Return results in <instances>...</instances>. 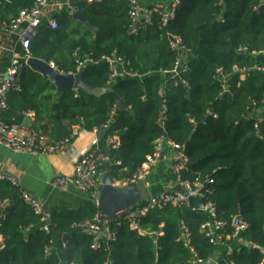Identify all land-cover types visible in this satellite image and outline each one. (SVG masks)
Returning a JSON list of instances; mask_svg holds the SVG:
<instances>
[{"label": "trees", "instance_id": "1", "mask_svg": "<svg viewBox=\"0 0 264 264\" xmlns=\"http://www.w3.org/2000/svg\"><path fill=\"white\" fill-rule=\"evenodd\" d=\"M35 1L0 0V19L8 22ZM221 1L183 0L166 27L153 16L136 35L130 34L127 5L118 2L89 6L84 0H69L74 14L82 16L94 34L65 10L54 15L56 30L46 21L41 24L29 57L53 64L64 75L77 74L78 64L87 61L83 82L106 93L96 98L66 90L59 96L49 81L23 65L19 91L7 95L8 108L0 112V120L21 124L25 114L34 113L33 127L50 142L66 139L75 127L88 133L107 128L98 150L108 158V166L101 165L99 171L109 173L112 181L132 177L154 155L156 142L166 137L183 149L187 145L182 181L213 184L208 186L210 194L191 199L189 207H167L148 215L141 223L142 235L116 221L109 227L114 240L102 238L94 251V237L73 227L91 221L98 212L95 205L54 211L53 228L46 235L18 191L0 181V264H189L191 255L180 241L185 233L201 264H264L260 251L246 247L225 259L200 231L207 216L196 210L211 203L227 224L240 218L248 225L246 241L264 248V122L257 136L253 117L260 110L264 118V73L256 70L264 69V7H259L261 0ZM170 36L178 37L188 51L189 71L180 76L189 89L174 87L163 75L174 69L177 58ZM16 51L23 55L20 48ZM252 52L263 55L252 57ZM113 57L124 64L126 74L140 78L122 77L108 87L111 72L102 58ZM218 69L226 76L227 94L215 78ZM113 137L118 146L111 149L107 139Z\"/></svg>", "mask_w": 264, "mask_h": 264}, {"label": "built area", "instance_id": "2", "mask_svg": "<svg viewBox=\"0 0 264 264\" xmlns=\"http://www.w3.org/2000/svg\"><path fill=\"white\" fill-rule=\"evenodd\" d=\"M182 1L183 0H170L167 6L153 3L147 15L144 16L136 0H84L89 6L101 5L108 2L125 3L127 5V15L131 23L130 34L133 35H136L139 29L150 25L151 17L153 16H157L161 26L166 27L169 22L174 20L176 11ZM221 4L222 1L220 2V5ZM259 7H264V0L260 1ZM62 10H66L71 16L74 15V8L67 1L36 0L30 9L20 11L17 16L13 17L8 22L0 19V35H6L13 39V47L9 49V52L11 53L10 64L4 71L0 72V112L6 111L8 108L7 95L11 91H19L20 87L18 79L20 70L23 65H26L27 60L30 58L29 47L37 37L38 29L41 24L46 21L48 28L51 31L56 30L58 24L54 15L62 12ZM218 21L221 23L224 22L222 16L218 18ZM171 38L174 40V42L170 41L171 51L177 54L176 63L171 72L163 75L173 81L174 87L181 85L184 88L189 89L188 83L180 76V73H187L189 71L185 59L188 55V51L184 48L178 37L170 36L169 40ZM17 48H20L23 55L17 53ZM237 52L240 54H246L247 51L246 49H239ZM260 55H263V52L250 53V56L252 57ZM102 60H105L108 63L111 72L108 87L112 86L113 83L122 77L140 78L134 74H126L122 69L124 64L120 60H117L116 62L113 59L102 58ZM86 64L87 61L85 63H79L77 73L83 70ZM50 65L55 69L53 64ZM256 70L264 73L263 68H258ZM233 71L235 73L239 72L237 68H234ZM215 78L221 83L223 94L229 93L226 84L227 79L222 70H216ZM165 112L166 108L165 106H162V113ZM253 117L255 119L254 128L256 130V135L259 136V126L264 122L262 111L256 110ZM24 118L30 120V128L23 127V125L17 123L15 119H11L9 122L0 120L1 148L15 154L29 155L32 157L59 155L68 149L79 133V130L74 128L66 139L58 142H50L42 131L33 127L36 121L34 113H27L24 115ZM164 145L169 146L175 152L171 167V175L173 177L171 190L157 196L146 197L141 205L127 210L117 220L119 224L127 225L131 231L137 232L141 235L144 234L141 228V223L151 213L167 207H189L191 199H203L206 194L211 193L208 186L213 184L212 180L205 181L204 183L195 182L193 184L182 181L181 173L187 164L184 149L167 141L166 138H161L156 142L154 155L147 157L146 161L132 177L112 181V184L117 188H126L131 186H141L146 183L152 176L153 170L162 160ZM117 146L118 142L115 138L107 139L108 148L112 149ZM105 163H108V158L102 154L98 148H94L78 159L74 165L72 176L58 178L54 181V185L61 191L73 188L87 195L90 202L98 209V201L102 188V177L104 175L99 171V167ZM0 181L7 183L11 188L18 191L19 199L22 203L28 207L35 216L40 218L42 224L41 231L44 234L49 235L53 228L51 216L44 213L40 202L21 188L20 180L17 177L6 172L4 169H0ZM196 210L207 216V221L201 226L200 231L205 234V237L211 246L218 250L221 249L219 251L223 253L225 259H229L234 253H239L243 247H246V245H248L250 249L260 251L264 256V248L249 243L244 238V234L248 230V225L243 220L234 217L230 224H227L219 218L216 207L211 203L201 204ZM3 220L4 216L0 214V221ZM110 225L111 223L109 220L98 210L91 221L74 226L73 228L78 229L85 234L92 235L94 237L92 249L97 251L102 238H106L108 241L114 240L115 235L110 231ZM227 227L230 228V231H227ZM93 233L99 234L100 237L94 236ZM180 241L189 250L191 255L192 260L189 264H201L190 248L189 235L185 233L180 238ZM62 245L64 247L66 244L63 243ZM49 252L50 250L47 249L45 255H49ZM205 264L217 263L208 261Z\"/></svg>", "mask_w": 264, "mask_h": 264}, {"label": "crops", "instance_id": "3", "mask_svg": "<svg viewBox=\"0 0 264 264\" xmlns=\"http://www.w3.org/2000/svg\"><path fill=\"white\" fill-rule=\"evenodd\" d=\"M63 1L69 3V0ZM136 1L143 15L146 16L153 3L167 6L170 0ZM12 40L11 37L0 35V72L4 71L10 64L11 53L9 49L13 47ZM23 122L21 123L22 125ZM77 129L79 130L77 138L72 141L64 153L59 155L32 157L15 154L0 147V169H4L17 177L20 180L21 188L39 201L44 213L50 216L54 211H77L92 204L87 195L73 188L61 191L54 185L56 179L72 176L74 165L78 159L90 150L98 148V144L101 141L96 138L95 134L97 131L88 133L80 128ZM70 130L72 131L73 128ZM113 138L118 142L117 137ZM174 153L169 146L164 145L162 160L149 178L154 180L153 184L148 179L146 183L141 185L147 194L146 197L157 196L171 190L173 185L171 167ZM6 207L7 204L2 205L3 210Z\"/></svg>", "mask_w": 264, "mask_h": 264}, {"label": "water", "instance_id": "4", "mask_svg": "<svg viewBox=\"0 0 264 264\" xmlns=\"http://www.w3.org/2000/svg\"><path fill=\"white\" fill-rule=\"evenodd\" d=\"M73 19L83 24L84 28L87 29L91 34L95 33V29L89 23L85 22L82 16L74 14ZM170 41L174 42L172 38ZM113 60L116 62L117 58L113 57ZM26 66H28L35 73L41 75L45 80L49 81L57 89V94L59 96L66 90H71L75 93L83 92L96 98L101 97L106 93L105 89L92 88L91 86L84 83L82 80L83 70L79 71L75 75H64L59 73L50 64L33 58H29L27 60ZM124 109V103L123 101H120L119 111ZM247 116V114L244 115V117ZM23 127H31L29 119L24 120ZM107 133V128L97 131L95 134L97 140L100 141L105 138ZM185 148H187V145ZM103 166L107 167L108 164L105 163ZM145 199L146 196L143 195L142 189L139 186L117 188L112 184V179L109 173H105L103 175L102 188L98 201V210L109 220L111 224L115 223L118 218L127 210L141 205ZM93 235L100 237V235L97 233H93ZM246 247L250 249L248 245H246Z\"/></svg>", "mask_w": 264, "mask_h": 264}, {"label": "rangeland", "instance_id": "5", "mask_svg": "<svg viewBox=\"0 0 264 264\" xmlns=\"http://www.w3.org/2000/svg\"><path fill=\"white\" fill-rule=\"evenodd\" d=\"M148 181H149L151 184H153V182H154L153 179H149ZM140 188L142 189L143 195L147 196V194H146L145 190L143 189V187L141 186ZM151 196H154V195H151Z\"/></svg>", "mask_w": 264, "mask_h": 264}]
</instances>
